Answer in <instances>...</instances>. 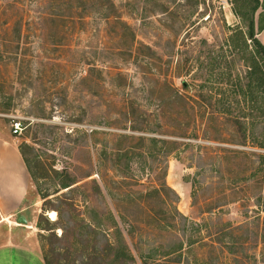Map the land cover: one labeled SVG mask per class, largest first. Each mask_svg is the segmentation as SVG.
<instances>
[{"label":"rangeland","instance_id":"1","mask_svg":"<svg viewBox=\"0 0 264 264\" xmlns=\"http://www.w3.org/2000/svg\"><path fill=\"white\" fill-rule=\"evenodd\" d=\"M259 1L0 0V134L30 173L0 246L111 264L122 238L131 264H264Z\"/></svg>","mask_w":264,"mask_h":264},{"label":"crops","instance_id":"2","mask_svg":"<svg viewBox=\"0 0 264 264\" xmlns=\"http://www.w3.org/2000/svg\"><path fill=\"white\" fill-rule=\"evenodd\" d=\"M264 44V29L260 32ZM16 138L0 134V218L1 222L22 208L30 188V173ZM0 264H45L42 255L22 244L0 246Z\"/></svg>","mask_w":264,"mask_h":264},{"label":"trees","instance_id":"3","mask_svg":"<svg viewBox=\"0 0 264 264\" xmlns=\"http://www.w3.org/2000/svg\"><path fill=\"white\" fill-rule=\"evenodd\" d=\"M252 1L255 3V6L253 8V13H255L257 11V9L259 8L260 1L259 0H252ZM249 28H250V30L248 33V38L258 47V51L260 53H262V57L264 59V45L259 40H257V38H256L254 16L250 20ZM263 29H264V27L262 28V30ZM263 81H264V79H263ZM185 85L187 87V84H185ZM213 117L211 116L210 119H214ZM23 158H24L26 165H27V160L25 159L24 156H23ZM262 165L264 166V156H263V160H262ZM27 167H28V165H27ZM28 170H29V168H28ZM76 183L77 182L70 181L69 183H65L63 185V188H69V187L75 185ZM92 184L95 186V188H94L95 191L100 193L101 187H100L99 183L96 180H94L92 182ZM165 186L168 187L166 183H165ZM155 189L157 190L156 192H159L158 188H155ZM175 210L177 213H179L177 208H175ZM258 211H260V212H258ZM257 212H258V214H257V217H255V220L257 219L258 226L261 225V230H262L261 243L263 244V249H264V216H262V214L264 213V200L263 201L260 200V202L258 203ZM60 218H62V217L60 216ZM89 220L92 222L93 225L97 226L100 224V221H98L96 217L90 216ZM116 230H117L116 233L120 234L119 229L116 228ZM183 245H184L183 242H181L179 244L178 251H181L183 249ZM106 251H107L108 255L112 256V258H113L111 261V264H131L135 260L134 256L132 255L130 248L128 247V245L124 241V239H122V238L119 240L117 239L114 242L108 241ZM169 254L170 253H167L166 255H169ZM45 264H51V263H49L48 261L45 260Z\"/></svg>","mask_w":264,"mask_h":264},{"label":"built area","instance_id":"4","mask_svg":"<svg viewBox=\"0 0 264 264\" xmlns=\"http://www.w3.org/2000/svg\"><path fill=\"white\" fill-rule=\"evenodd\" d=\"M23 130V124L21 121H16L12 125V133L14 136H19L20 134H22Z\"/></svg>","mask_w":264,"mask_h":264},{"label":"water","instance_id":"5","mask_svg":"<svg viewBox=\"0 0 264 264\" xmlns=\"http://www.w3.org/2000/svg\"><path fill=\"white\" fill-rule=\"evenodd\" d=\"M20 224H22V225H26L27 224V220L25 219V218H20Z\"/></svg>","mask_w":264,"mask_h":264}]
</instances>
